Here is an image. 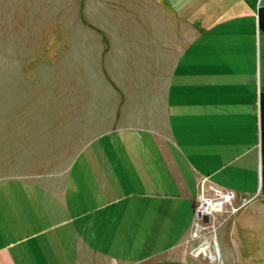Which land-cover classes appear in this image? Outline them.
<instances>
[{"label": "crops", "instance_id": "0c3cea01", "mask_svg": "<svg viewBox=\"0 0 264 264\" xmlns=\"http://www.w3.org/2000/svg\"><path fill=\"white\" fill-rule=\"evenodd\" d=\"M159 1L183 35L162 123L93 135L60 177L0 176V264H212L186 244L200 182L262 194L264 0Z\"/></svg>", "mask_w": 264, "mask_h": 264}, {"label": "rangeland", "instance_id": "374dc122", "mask_svg": "<svg viewBox=\"0 0 264 264\" xmlns=\"http://www.w3.org/2000/svg\"><path fill=\"white\" fill-rule=\"evenodd\" d=\"M182 42L159 0H0V176L60 177L93 135L160 126ZM213 220L207 261L264 264V194Z\"/></svg>", "mask_w": 264, "mask_h": 264}, {"label": "built area", "instance_id": "2783aa9c", "mask_svg": "<svg viewBox=\"0 0 264 264\" xmlns=\"http://www.w3.org/2000/svg\"><path fill=\"white\" fill-rule=\"evenodd\" d=\"M234 195V191L228 187L209 180L200 182V188L193 200V221L190 231L192 236H199V241L191 249L192 254L202 255L211 261L218 257L215 241L208 232H212L216 225L213 222L215 214H221L224 218L235 212L248 200V198L241 196L235 202L233 200ZM205 215L209 216L208 220L202 218ZM104 262L105 264H115L112 258L105 256Z\"/></svg>", "mask_w": 264, "mask_h": 264}, {"label": "trees", "instance_id": "16d2710c", "mask_svg": "<svg viewBox=\"0 0 264 264\" xmlns=\"http://www.w3.org/2000/svg\"><path fill=\"white\" fill-rule=\"evenodd\" d=\"M257 26L264 30V4L257 6ZM259 151H260V192L264 194V90L259 91Z\"/></svg>", "mask_w": 264, "mask_h": 264}]
</instances>
